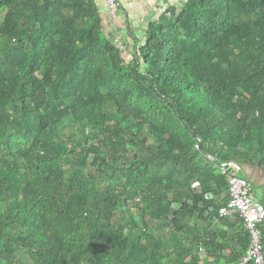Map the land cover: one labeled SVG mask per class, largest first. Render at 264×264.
<instances>
[{"label":"trees","instance_id":"obj_1","mask_svg":"<svg viewBox=\"0 0 264 264\" xmlns=\"http://www.w3.org/2000/svg\"><path fill=\"white\" fill-rule=\"evenodd\" d=\"M123 52L92 0H0V264H198L227 238L218 166L264 162V0H189Z\"/></svg>","mask_w":264,"mask_h":264},{"label":"crops","instance_id":"obj_2","mask_svg":"<svg viewBox=\"0 0 264 264\" xmlns=\"http://www.w3.org/2000/svg\"><path fill=\"white\" fill-rule=\"evenodd\" d=\"M92 1L101 20L103 36L111 39L117 47H119L116 44L117 39L122 41V48H119L124 51V58L128 63L137 59L138 50L145 45L150 27L158 24L164 15L171 14L174 10L179 12L189 2V0H123L118 14L112 16L106 0ZM262 160L263 158L253 163L237 161L240 164V169L234 173L253 183L256 198L264 204V162ZM231 218L227 224L218 226L222 235L227 238L217 243L212 244L211 242L209 245L202 244L198 251L194 252L198 264H233L239 261L236 257L234 259V255H236L235 252H242L241 238L238 239L235 233L238 234L237 231L241 229L239 227L245 226L241 219L237 222L235 216ZM259 229L264 240V223L260 225ZM231 234H234V238L230 243H227ZM224 242L225 244L222 245ZM188 262L189 259L186 260V263Z\"/></svg>","mask_w":264,"mask_h":264},{"label":"built area","instance_id":"obj_3","mask_svg":"<svg viewBox=\"0 0 264 264\" xmlns=\"http://www.w3.org/2000/svg\"><path fill=\"white\" fill-rule=\"evenodd\" d=\"M123 0H106L109 12L116 16ZM166 11V9H164ZM122 41L117 39L116 44L121 47ZM202 149V142L198 139L196 150ZM210 160L214 161L212 156ZM240 169L237 161L220 163L218 172L229 187L230 199L219 210L221 217H233L239 215L250 235V245L245 255L233 264H264V240L260 232V225L264 223V204L256 198L253 183L246 178L233 175Z\"/></svg>","mask_w":264,"mask_h":264}]
</instances>
